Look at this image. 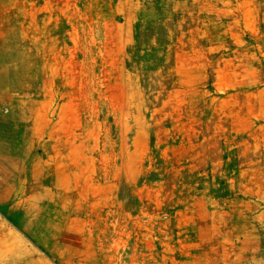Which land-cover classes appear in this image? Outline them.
<instances>
[{
  "label": "rangeland",
  "instance_id": "rangeland-1",
  "mask_svg": "<svg viewBox=\"0 0 264 264\" xmlns=\"http://www.w3.org/2000/svg\"><path fill=\"white\" fill-rule=\"evenodd\" d=\"M0 264H264V0H0Z\"/></svg>",
  "mask_w": 264,
  "mask_h": 264
}]
</instances>
